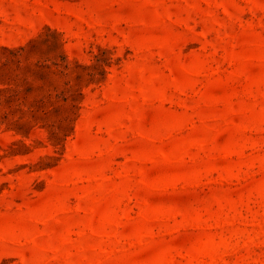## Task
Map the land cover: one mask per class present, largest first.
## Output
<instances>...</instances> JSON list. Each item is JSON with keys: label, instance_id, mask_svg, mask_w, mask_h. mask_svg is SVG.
I'll use <instances>...</instances> for the list:
<instances>
[{"label": "rangeland", "instance_id": "1", "mask_svg": "<svg viewBox=\"0 0 264 264\" xmlns=\"http://www.w3.org/2000/svg\"><path fill=\"white\" fill-rule=\"evenodd\" d=\"M0 264H264V0H0Z\"/></svg>", "mask_w": 264, "mask_h": 264}]
</instances>
